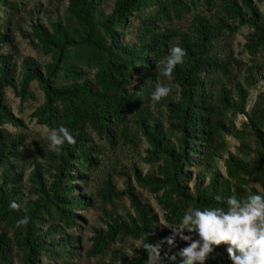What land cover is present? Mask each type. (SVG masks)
Masks as SVG:
<instances>
[{
  "label": "trees",
  "instance_id": "1",
  "mask_svg": "<svg viewBox=\"0 0 264 264\" xmlns=\"http://www.w3.org/2000/svg\"><path fill=\"white\" fill-rule=\"evenodd\" d=\"M32 2L0 0V264H147V233L163 264H183L188 244L170 248L168 227L190 209L227 210L216 195H264V0H63L47 22ZM16 36L48 62L20 59ZM175 45L184 62L164 77L156 64ZM33 83L43 101L29 121L76 140L59 153L30 140L9 105L8 92L20 107L34 101ZM157 84L171 88L159 102ZM93 135L144 144L148 170L134 165L116 190L99 177ZM226 249L205 264H232Z\"/></svg>",
  "mask_w": 264,
  "mask_h": 264
},
{
  "label": "clouds",
  "instance_id": "2",
  "mask_svg": "<svg viewBox=\"0 0 264 264\" xmlns=\"http://www.w3.org/2000/svg\"><path fill=\"white\" fill-rule=\"evenodd\" d=\"M185 56L186 51L179 45L171 47L166 59L157 62V71L171 78L175 67L183 64ZM170 92V87L157 84L151 99L159 102L167 98ZM47 140L49 149L57 153L65 142L76 143L74 136L64 126L49 130ZM215 200L226 203L227 210L219 206L203 210L190 209L178 226L168 227L172 235L165 242L171 248L178 237L188 244L179 253L183 257V264H205L215 249L222 245L227 246V255L232 264H264V195L250 194L243 200L232 195L226 201L216 195ZM9 206L13 210L20 207L15 201ZM28 223L29 217L24 216L17 220L16 227ZM185 231L195 233L198 239L193 235H185ZM149 235L147 233V239ZM147 239L142 243L147 253V264H163L160 244H150ZM171 259L175 260V256Z\"/></svg>",
  "mask_w": 264,
  "mask_h": 264
},
{
  "label": "rangeland",
  "instance_id": "3",
  "mask_svg": "<svg viewBox=\"0 0 264 264\" xmlns=\"http://www.w3.org/2000/svg\"><path fill=\"white\" fill-rule=\"evenodd\" d=\"M32 3H41V15L40 18L44 22L48 21V18L51 20H55L58 14H61L62 8H63V0H33ZM254 1V0H252ZM49 8L53 12L52 14H45L44 10H48ZM54 8H58V13L55 14ZM260 9L264 13V5L260 4ZM3 17L2 21H4L6 18ZM242 36L237 38V41H242ZM15 42L18 46L19 55L21 56L20 59L23 58H33L37 61H39L41 64H44L48 62L47 57H43L35 53L34 51L30 50V48L26 45V43L20 38V36L15 37ZM221 50V48H220ZM232 50L236 52L237 48L235 47V44L232 45ZM243 60V59H242ZM31 92L34 95L35 100L30 101L29 103H25L23 106L20 107L19 100L14 98V96L8 92V99H9V105H11L12 111L17 115L18 118H20L23 121L24 126H26L25 131H27V134L30 135V140H42L47 137L46 131L44 129H41L40 127L36 126L34 122L29 121V114L32 112V109L36 107L37 105H40L43 101V95L41 90L37 87L35 83L31 84L30 87ZM252 97L254 98L256 95L255 91H252ZM7 129L9 131H14L15 129L11 126H8ZM94 142L100 147L101 149V167L99 169V177L101 179H104L105 181H110L114 188L116 190H120L122 188L123 179L129 173L131 167L134 165L138 167L139 170H141L143 173H145L149 166L148 164L143 160V150L145 149V145L140 143L137 146H134L133 144L126 143L125 145L121 143L120 146H114L111 148L104 139L97 138L93 135ZM229 141V147L231 151H233L234 146H236V142L230 138H227ZM36 154V152H35ZM219 167L222 170V164L219 162ZM92 185H95L93 182ZM138 196L142 201L148 202V194L144 191L138 189L137 190ZM125 207H127V202L124 200L117 202L116 205V211L120 215H125ZM87 219L89 220V223L97 224L96 219V213L89 212L87 214ZM83 243V242H82Z\"/></svg>",
  "mask_w": 264,
  "mask_h": 264
}]
</instances>
